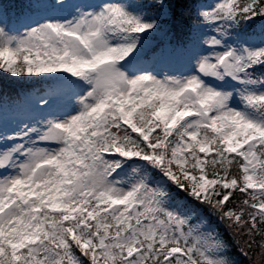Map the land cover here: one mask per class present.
Listing matches in <instances>:
<instances>
[{"label":"snow or ice","instance_id":"1","mask_svg":"<svg viewBox=\"0 0 264 264\" xmlns=\"http://www.w3.org/2000/svg\"><path fill=\"white\" fill-rule=\"evenodd\" d=\"M199 16L209 51L193 74L164 78L131 71L157 24L124 2L0 27V70L49 81L38 126L0 132V264H230L180 192L264 233V40L241 34L264 0ZM61 98L70 111H52ZM236 191L246 198L227 207Z\"/></svg>","mask_w":264,"mask_h":264},{"label":"rangeland","instance_id":"2","mask_svg":"<svg viewBox=\"0 0 264 264\" xmlns=\"http://www.w3.org/2000/svg\"><path fill=\"white\" fill-rule=\"evenodd\" d=\"M56 2L57 0H45L43 5H35V10L16 17L8 11L7 5L0 0V27H4L13 34H23L28 27L45 19H70L78 13V10H98L104 3L124 2L130 4L133 10L143 13L146 18L154 19L157 24L154 30L141 34V46L137 59L131 66V71L138 73L140 70L147 69L157 75L158 78L165 76L182 77L193 74L197 57L209 51L202 41L207 36L215 34L209 26L201 24L195 28L192 41L179 54L173 56L168 47L164 49L161 47L148 54V51L157 44V39L166 35L170 25L168 23L171 11L169 0H157V6L153 8L148 7L143 0H63L64 7L62 8L53 7L52 5H55ZM217 2L218 0H208L206 3L200 4L199 8L202 11L210 10ZM257 25V31L251 33L241 25L243 38L247 39L249 44L253 46H260L261 41L264 40V22H257ZM35 79L41 78L28 77V80L31 81ZM42 80L44 87L47 88L49 82L45 79ZM40 94L42 93L27 94L25 100L18 105L0 106V132L12 134L24 124L38 126L37 121L42 119L47 112V110L41 111L36 107V101ZM70 110L71 105L63 98L58 99L52 108V111L58 113ZM10 143L0 145V147H8ZM41 146L51 147L54 145Z\"/></svg>","mask_w":264,"mask_h":264},{"label":"trees","instance_id":"3","mask_svg":"<svg viewBox=\"0 0 264 264\" xmlns=\"http://www.w3.org/2000/svg\"><path fill=\"white\" fill-rule=\"evenodd\" d=\"M7 5L8 11L13 12L17 17L22 16L26 11L33 10L35 5H39L43 0H1ZM148 7L157 6V0H143ZM172 11L173 27L170 29L166 38L159 40V45L148 52L157 50L160 46H168L171 52H177L184 49L191 41L195 28L202 24L199 12L202 10L199 5L208 0H169ZM259 19V18H258ZM261 20V19H259ZM250 33L256 32L257 23L254 21L244 25ZM255 30V31H254ZM149 56V55H147ZM264 69L257 68L256 73L260 74ZM28 77L18 78L0 70V106L18 105L24 99V92L42 93L45 89L44 82L36 81L28 83ZM233 173H237L235 166ZM154 179H160L158 173H154ZM173 191H177L173 187ZM180 197L184 199L190 208H194L198 218L207 222L202 230L205 233L211 231L222 239L226 244V251L223 253L230 261V264H264V248H261V242L264 241V233L261 235H246L240 230L230 228L226 220L220 219L219 212L214 211L206 204H200L191 197L180 192ZM246 194L238 191L234 192L231 202L227 207H235L240 204ZM196 223V220H193ZM264 228V225L260 226Z\"/></svg>","mask_w":264,"mask_h":264}]
</instances>
